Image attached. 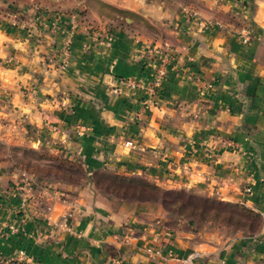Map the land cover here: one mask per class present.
Returning a JSON list of instances; mask_svg holds the SVG:
<instances>
[{"label": "crops", "instance_id": "0c3cea01", "mask_svg": "<svg viewBox=\"0 0 264 264\" xmlns=\"http://www.w3.org/2000/svg\"><path fill=\"white\" fill-rule=\"evenodd\" d=\"M103 1L146 26L111 24L84 0L25 12L0 0V263L184 264L196 253L194 264H264V0ZM162 41L176 64L157 104L144 107V88L112 92L122 78L152 81L148 49ZM58 159L85 178L60 176ZM100 174L244 208L260 224L117 198Z\"/></svg>", "mask_w": 264, "mask_h": 264}, {"label": "rangeland", "instance_id": "374dc122", "mask_svg": "<svg viewBox=\"0 0 264 264\" xmlns=\"http://www.w3.org/2000/svg\"><path fill=\"white\" fill-rule=\"evenodd\" d=\"M6 1L14 4V7H16L17 9H21L20 11L25 12V11H27V9L30 8L32 3H35L37 5L51 6L55 2H57L58 0H6ZM86 2L89 3L88 5L90 6L92 11L97 13L101 18H103V20H109V22H111V24H117V25L126 24V21L122 18V16L124 14L126 16H130V19H132V21H133V22L131 21V23L139 25V26H140V24H143L142 19L140 18V15L136 12L127 11V10H124L121 8H117L113 5H110L106 2H104L103 0H86ZM83 9H84L83 12L89 10L86 8H83ZM119 11H123L124 14L119 12ZM109 22H108V24H110ZM144 26H146V24ZM99 27L100 26L93 27L92 30L93 31H99V30L103 31V29H100ZM101 27H103V26H101ZM1 153H2V150L0 149V154ZM30 156H32V155L30 154ZM54 163L62 168V176H64L65 179L82 180L86 176V171L83 170V167L78 162H74V164H72V163L66 164V162H64L62 160H56V162H54ZM33 168H35V165L33 166ZM65 169H67L68 171H66ZM59 171L61 172L60 169H59ZM96 179H97L96 185L99 189H102L103 191H105L109 194H112L115 197L117 196V198H120V197L123 198L122 195H124L125 200H132V199H137L136 196H139L140 201H144V202L146 201V202H150V203L155 202V201L159 202L160 199L162 200V197L160 194L152 191L148 187L145 189H140V194L132 192L131 189H129L130 185H128V184L133 180H127L124 177L107 175V174H100ZM140 183H144V182H142L140 179ZM109 191H111L112 193ZM190 197L191 196L185 194L183 191L182 192L179 191V192H176V194L174 195V198H172V195L167 196V199L165 201L170 202L175 198L185 200L186 198H190ZM191 198L193 199L190 201L192 203H194L195 200H197L196 202L201 201L202 203H204L203 199H194L193 197H191ZM196 202H195V204H196ZM170 204L171 203L167 204V207H169ZM198 204H201V203H197L196 205H198ZM205 204H207V203L205 202ZM161 205L163 206L162 203H161ZM209 205L217 207L218 211L220 209L230 211V209H231V207H230L231 205H228V204H219L218 203L215 205V203H209ZM223 210H221V211H223ZM226 211H224V212H226ZM221 215H222L221 217H226V214H221ZM245 217H247L246 218L247 222H245V223H249L251 225V227H253L252 230L250 229V232H252L255 229V227L257 228L256 222L254 219L249 218L248 216H245ZM220 221H223V218H220ZM241 223L244 224L243 221ZM0 264H2V263H0Z\"/></svg>", "mask_w": 264, "mask_h": 264}, {"label": "trees", "instance_id": "16d2710c", "mask_svg": "<svg viewBox=\"0 0 264 264\" xmlns=\"http://www.w3.org/2000/svg\"><path fill=\"white\" fill-rule=\"evenodd\" d=\"M84 3L86 6V9L91 10L90 6L88 5L89 3H87L86 0H84ZM119 12L124 14L123 11H119ZM122 18L126 21V23H129L132 21V19H130V16H126L125 14L122 16ZM58 160H60V159H58ZM62 161L66 162V164H69V163L74 164V162H72V161H66V160H62ZM55 162H56V160H55ZM58 167L59 166L57 164H55L54 170L56 172H58L60 174V176H62V168L61 167L58 168ZM35 168L40 170L39 167H35ZM59 169L61 170V172L59 171ZM65 170L68 171L67 169H65ZM83 170L85 171L84 168H83ZM62 177H64V176H62ZM141 181L144 183H140V180L131 181L128 184V185H130L129 189H131V191L134 193L140 194V189H145L148 187L152 191L161 195L162 200L160 199L159 202H161L163 204V206L165 207V209L168 212L176 213L177 215H179L181 217H184L187 219L194 218V217L201 218V219H212V220H216L220 223H225L228 225L232 224V226H234L235 228H238V229H249V230L250 229L252 230L253 227H251V225L249 223H245V222H247L246 221L247 217H245V216H248L249 218L254 219L257 226H259V224H260L259 216L250 212V211H247L244 208L238 209L236 207L230 206L231 207L230 211H226L223 209H220L218 211L217 207L209 205V203H215V205H216V204H218L217 202H212V201L207 202L206 200H204V203H202L201 201L196 202L197 200H195L196 204L201 203V204L196 205L195 202L194 203L190 202L191 200H193L191 197L186 198L185 200L175 198L172 201L167 202V201H165L167 199V196L172 195V198H174V195L176 194V192L163 190L157 186H154V185L147 183L146 181H143L142 179H141ZM109 192H111V191H109ZM122 196L124 198V195H122ZM136 198L140 199L139 196H136ZM205 202L207 204H205ZM169 203H171L172 205L170 204V206L167 207V204H169ZM219 204H221V203H219ZM221 210H223V211H221ZM224 211H226V212H224ZM221 214H226V217H221L222 216ZM220 218H223V221H220ZM242 221L244 222V224L241 223Z\"/></svg>", "mask_w": 264, "mask_h": 264}, {"label": "built area", "instance_id": "2783aa9c", "mask_svg": "<svg viewBox=\"0 0 264 264\" xmlns=\"http://www.w3.org/2000/svg\"><path fill=\"white\" fill-rule=\"evenodd\" d=\"M12 25L14 26H19L23 27L25 24L22 21H19L17 19H13ZM250 38L246 35L242 36L241 41L244 44H247L249 42ZM67 50V48L64 49V52ZM170 50V45L167 41H162L158 45H153L148 49V53L150 58H153L157 60V66L154 71V77L150 83L147 85H143V83L135 78H122L118 81L117 86L112 87V92L114 93H119L120 92V86L123 87H128L131 90H138L140 88H144L146 92L149 95V100L148 102H145V106L147 107L148 104L150 105H156V96H158L159 93V85L161 81L164 79V77L167 74V68L170 65V63L176 64L175 63V58L169 53ZM63 65V63H62ZM126 145L132 146L131 142H126ZM150 251V249H148ZM197 256L196 253H191L185 258H183L181 261L184 264H194V259Z\"/></svg>", "mask_w": 264, "mask_h": 264}]
</instances>
